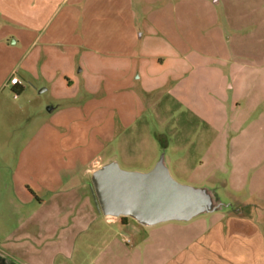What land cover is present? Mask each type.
<instances>
[{"label": "rangeland", "instance_id": "1", "mask_svg": "<svg viewBox=\"0 0 264 264\" xmlns=\"http://www.w3.org/2000/svg\"><path fill=\"white\" fill-rule=\"evenodd\" d=\"M163 1L175 23L157 26L147 20L162 6L161 0H153L146 5L150 17L139 24L144 32L153 31L146 51L154 56L148 74L157 88L144 91L139 82L131 88L142 92L143 110L140 100L128 92L125 67L106 61L79 75L74 87L41 91V82L18 71L14 74L25 87L17 90L9 83L0 90L3 196L12 197L14 180L43 175V168L31 162L41 154L40 146L56 143L57 119L51 117L49 106H81L92 97L111 96L107 109L111 106L115 113L121 108L130 117L120 119L116 112L103 119L108 140L99 152L90 145L79 155L82 163L97 154L102 161L112 157L124 170L146 172L163 161L176 181L201 190L209 199L207 207L219 206L190 220L156 225L128 217V231L118 237L131 240L124 243V264H223L216 258L222 244L217 242L221 226L215 219L224 209L251 220L241 221L237 237L229 233L224 239L239 241L240 246L231 249L243 258L225 264H264V0H175L176 12L172 0ZM3 48L0 44V85L11 78L19 56ZM86 79L89 86H84ZM113 89L123 92L113 95ZM75 92L76 102L53 96ZM100 116L103 111L96 112L95 117ZM70 117L71 112L64 117L63 130L76 121L74 126L83 133L76 138L84 146L85 134H93L100 118L80 113L76 120ZM62 142L66 165H71L78 154L75 136L67 132ZM84 169L79 168L75 177H82ZM104 221L101 216L97 222ZM224 224L225 220L219 225ZM134 240H141L139 246Z\"/></svg>", "mask_w": 264, "mask_h": 264}, {"label": "crops", "instance_id": "2", "mask_svg": "<svg viewBox=\"0 0 264 264\" xmlns=\"http://www.w3.org/2000/svg\"><path fill=\"white\" fill-rule=\"evenodd\" d=\"M151 1L0 0V44L4 51L19 55L12 65L11 77L18 71L24 72L41 82V91L56 87L70 88L76 86V81L79 82V75L87 74V69L92 70L95 64L106 61L111 66L116 64L125 67L128 92L140 100L139 107L143 110L142 92L138 88H131L136 86V82L141 83L144 91L157 88L153 87L152 78L148 74L154 56L148 53L150 49L146 39L154 37L153 31L144 32L139 24L147 20L157 26L163 22H176L175 15L168 14V8L162 0L158 2L162 5L160 10L154 13L152 19H147L150 17V8L146 5H150ZM172 1L174 4L175 0ZM167 6L170 7V4ZM173 12H176L175 4ZM163 58L162 61H165ZM10 79L0 85V90L10 83ZM19 80V84H11L17 90L25 87ZM88 83L86 79L84 86H89ZM120 92L123 91L113 89L111 93L114 95ZM53 96L73 98L76 102L77 94L75 92L66 96L61 93ZM110 98L107 99L106 95L92 97L81 106L64 107L59 104L48 107L51 117L57 119L53 127L56 143L40 146L41 154L31 162L43 168V175L39 178L14 180L13 194L8 200L3 196L0 182V264L125 263L124 253L127 248L124 243L129 244L131 240L118 237L127 233L130 225L128 217L104 215L98 210L92 192V173L116 160L110 157L102 161L96 154L90 162L83 164L79 156L87 153L86 149L90 145L99 152L106 144L107 126L103 119L116 112L120 119L127 120L130 117L121 108L115 110V113L111 106L107 109L106 103ZM100 103H105L104 107ZM139 107L135 113H140ZM97 111H103L104 116L99 117V124L95 121L93 134H85L88 139L85 138L84 146L76 138L83 134L74 126L76 121L69 129L67 127L66 131L63 130V120L67 113L71 112L73 117L70 118L74 120L79 113L88 119L97 120ZM70 131L75 136L78 154L76 162L66 165L62 141ZM83 167L82 177H75V172ZM218 213L221 214L216 216L215 222L216 226H221V239L217 242L222 246L217 247V261L223 264L238 263L243 258L233 254L231 247L235 244L240 246V242H224V239L229 233L233 238L237 237L243 225L241 221L251 220L239 212L229 211V214L227 209ZM101 216H105L103 223L97 222ZM223 220L225 224L219 225ZM134 241L139 246L141 240Z\"/></svg>", "mask_w": 264, "mask_h": 264}, {"label": "water", "instance_id": "3", "mask_svg": "<svg viewBox=\"0 0 264 264\" xmlns=\"http://www.w3.org/2000/svg\"><path fill=\"white\" fill-rule=\"evenodd\" d=\"M92 192L104 215L132 217L144 225L190 220L219 208L207 207L209 199L200 189L176 181L163 161L146 172L124 170L111 161L92 173Z\"/></svg>", "mask_w": 264, "mask_h": 264}, {"label": "built area", "instance_id": "4", "mask_svg": "<svg viewBox=\"0 0 264 264\" xmlns=\"http://www.w3.org/2000/svg\"><path fill=\"white\" fill-rule=\"evenodd\" d=\"M10 83L12 84V85H17V84H19L20 83V80H19V78L17 77V76H12L11 77V79H10Z\"/></svg>", "mask_w": 264, "mask_h": 264}, {"label": "trees", "instance_id": "5", "mask_svg": "<svg viewBox=\"0 0 264 264\" xmlns=\"http://www.w3.org/2000/svg\"><path fill=\"white\" fill-rule=\"evenodd\" d=\"M122 218H125V217H122Z\"/></svg>", "mask_w": 264, "mask_h": 264}]
</instances>
